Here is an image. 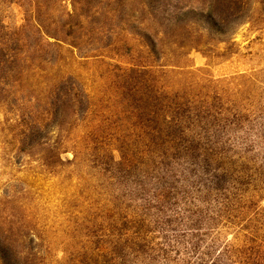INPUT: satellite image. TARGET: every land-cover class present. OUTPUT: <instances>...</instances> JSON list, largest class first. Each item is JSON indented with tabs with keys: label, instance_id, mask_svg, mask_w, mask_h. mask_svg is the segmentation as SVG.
I'll return each mask as SVG.
<instances>
[{
	"label": "rangeland",
	"instance_id": "1",
	"mask_svg": "<svg viewBox=\"0 0 264 264\" xmlns=\"http://www.w3.org/2000/svg\"><path fill=\"white\" fill-rule=\"evenodd\" d=\"M173 1L155 13L139 0H0V264L114 257L146 214L128 208L132 233L119 238L76 214L93 212L91 198L115 201L123 157L148 185L137 161L162 170L186 134L190 146L220 144L225 115L244 122L246 147L264 149V0ZM236 154L246 180L263 181L234 179L235 222L205 237L204 251L213 238L219 250L257 246L253 262L264 264V153Z\"/></svg>",
	"mask_w": 264,
	"mask_h": 264
},
{
	"label": "trees",
	"instance_id": "2",
	"mask_svg": "<svg viewBox=\"0 0 264 264\" xmlns=\"http://www.w3.org/2000/svg\"><path fill=\"white\" fill-rule=\"evenodd\" d=\"M139 1L152 8L155 13L162 7L164 12H167L168 6L174 2L173 0ZM199 116L192 112L189 120L186 121L187 124L196 125L198 123L196 119ZM223 119L229 121L227 123L226 120L224 125L230 133L229 137L220 144L213 139L205 140L201 137L204 141L190 146V139L186 134L185 138L177 136L180 139L175 140L178 141L175 151H168L163 155L162 170L159 171L158 166L156 171H153L155 169L150 166L148 160L137 161L139 165H147L144 175L151 176L150 179L154 181L149 182L148 185L143 181L137 182L138 177L129 175L128 170L131 164L125 163V157L117 164V173L111 175L112 182L115 183L113 204L108 198L104 201L102 197L96 199L90 197L91 202L97 201L91 204L93 212L84 214L83 211L78 210L76 216L81 215L79 218L87 220L94 218L96 224L92 226L93 231L101 229L103 233H106L110 225L111 231L116 234L115 238L122 237L132 230V213L127 212L128 208L142 210L146 217L140 222L137 234L135 233L125 246H122L120 242L116 243L115 246L121 250L116 251L114 257L111 256L103 262L99 261V264H165L164 262H167L166 264H233L237 261L243 264H258L257 260L253 262L258 257L257 252L260 254L257 246L256 250L244 247L242 251H239L240 253L229 246L219 250L220 242L216 245L213 238L207 250L204 251L203 241L205 244L206 238L214 236L216 232L219 233L220 225L228 227L235 222L231 204L237 202L241 205L242 197H237V194L233 192L234 179H237L242 188L247 184L263 181L252 176L249 178L252 180H246L247 167L238 163L241 157L236 152L242 156L249 152L259 155L264 153V149L262 146L259 147L258 142L251 143L252 147L244 145L245 142H249L251 133L245 132L246 128L243 131L242 119L233 121V118L227 115ZM259 135L262 138L264 131L259 132ZM172 138L176 136L168 139H162L159 136L158 144L170 142L174 140ZM242 146H245L242 148L243 151L237 150ZM149 153L153 154L148 150ZM134 166L137 165L134 164ZM131 177L134 179H127ZM127 181H131V187L125 184ZM194 194L197 197H194ZM204 194H208L209 198L206 199ZM81 195H86L85 191H81ZM205 202L206 207L203 208L201 205ZM109 203H111L110 206ZM248 205H245L246 210L251 208ZM106 210L109 222L103 220ZM151 211L157 213L154 220L148 219ZM158 238H161L160 241L155 243ZM251 241L254 242V240ZM217 251L218 255L215 257ZM161 257L164 258L163 262H160Z\"/></svg>",
	"mask_w": 264,
	"mask_h": 264
}]
</instances>
